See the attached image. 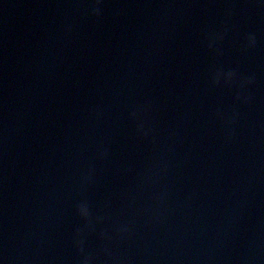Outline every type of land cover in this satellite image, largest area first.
<instances>
[{
    "label": "water",
    "instance_id": "obj_1",
    "mask_svg": "<svg viewBox=\"0 0 264 264\" xmlns=\"http://www.w3.org/2000/svg\"><path fill=\"white\" fill-rule=\"evenodd\" d=\"M229 7L218 56L207 32L222 30ZM89 8L0 0V264H78L80 178L101 141L110 156L95 160L87 197L97 212L111 198L104 227L138 173L158 155L168 163L167 221L137 217L133 238L115 249L131 264H264V0H104L99 18ZM249 32L258 43L244 51ZM217 67L256 76L250 103L223 81L213 86ZM146 102L156 144L129 115ZM151 193L136 192V207ZM100 246L88 236L90 251Z\"/></svg>",
    "mask_w": 264,
    "mask_h": 264
},
{
    "label": "clouds",
    "instance_id": "obj_2",
    "mask_svg": "<svg viewBox=\"0 0 264 264\" xmlns=\"http://www.w3.org/2000/svg\"><path fill=\"white\" fill-rule=\"evenodd\" d=\"M103 2L104 0H90L89 12L92 16L97 18L102 16ZM232 16L233 8L229 7L226 10V19L222 30L213 29L207 32V47L218 56L223 55L221 44L230 30L229 21ZM72 28L73 26L69 24L66 27V32L71 33ZM245 41L243 45L244 51L255 48L258 43L254 32L247 33ZM222 81L229 87L237 89L235 93L236 101L245 104L251 102L252 97L250 94L246 95L245 90L248 86L256 83V76L254 74L242 76L237 69L233 68L226 71L223 67H217L212 72L211 82L213 86H219ZM152 110L153 105L151 102H146L133 107L129 115L135 123L137 135L143 140L156 144V128L148 115ZM91 114L96 120H100L104 116V108L98 104L92 108ZM237 116L238 113L234 112L232 116L225 117V124H235ZM234 132V129H229V139L234 135ZM109 156V148L101 141L97 146L95 160L107 161ZM95 160L89 163L87 170L81 175L80 187L82 199L77 201L75 205L76 212L83 221L81 226L76 227L73 236V244L79 256L78 264H131V258L118 253L115 249L133 238L138 223L137 217L143 219L146 224L154 226L164 224L167 221L170 214L169 193L166 186L162 184V181L168 172V163L163 156L158 155L154 157L152 162L138 173L136 190L129 188L122 193L124 203L119 210L118 218L114 220L111 227H104L105 221L111 218L108 211L112 208L111 198L105 200L102 209L97 212L93 210V205L87 197L89 187L97 183ZM126 171L132 172L133 168L129 166ZM144 188L152 189L150 200L137 208L136 192ZM130 210L135 211L130 215ZM90 235H96L101 241V246L97 252L90 251L87 248V239ZM101 255L104 257L103 260H100Z\"/></svg>",
    "mask_w": 264,
    "mask_h": 264
}]
</instances>
